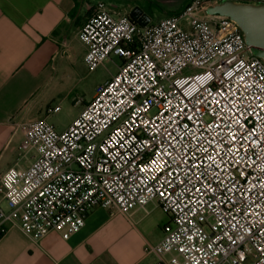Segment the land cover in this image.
Masks as SVG:
<instances>
[{
    "label": "built area",
    "instance_id": "2783aa9c",
    "mask_svg": "<svg viewBox=\"0 0 264 264\" xmlns=\"http://www.w3.org/2000/svg\"><path fill=\"white\" fill-rule=\"evenodd\" d=\"M212 2L143 27L95 4L83 63L115 56L117 71L65 130L22 127L27 165L0 175L1 235L68 239L94 208L128 217L155 203L168 221L144 246L152 264H264V60L236 22L206 13Z\"/></svg>",
    "mask_w": 264,
    "mask_h": 264
},
{
    "label": "crops",
    "instance_id": "0c3cea01",
    "mask_svg": "<svg viewBox=\"0 0 264 264\" xmlns=\"http://www.w3.org/2000/svg\"><path fill=\"white\" fill-rule=\"evenodd\" d=\"M95 4L0 0V175L27 165L21 164L17 151L22 127L39 119L48 121L45 111L58 106L61 85L85 84L86 47L78 33ZM133 8L127 4L121 9L129 13ZM152 23L150 19L148 24ZM0 207L6 209L1 193ZM167 221L157 205L149 203L128 217L94 208L68 239L50 232L34 242L10 226L0 237V264H152L155 256L146 254L144 246L161 240Z\"/></svg>",
    "mask_w": 264,
    "mask_h": 264
},
{
    "label": "rangeland",
    "instance_id": "374dc122",
    "mask_svg": "<svg viewBox=\"0 0 264 264\" xmlns=\"http://www.w3.org/2000/svg\"><path fill=\"white\" fill-rule=\"evenodd\" d=\"M92 3L102 2L108 6L121 9L123 6L130 4L138 8L143 14L147 15L152 22L158 19L170 16L181 11L189 0H90ZM220 0H213L212 5ZM251 3L263 2L264 0H244ZM120 60L111 56L106 59L93 71L89 72L84 85H61L62 98L56 102L60 110L51 114L48 123H50L56 131H60L67 127L68 123L76 117L84 107L86 102L91 100L97 84L103 83L108 77L114 75ZM78 100V103L75 101ZM31 155V154H30ZM28 155V157L30 156ZM21 164L25 163V159H20Z\"/></svg>",
    "mask_w": 264,
    "mask_h": 264
},
{
    "label": "water",
    "instance_id": "95a60500",
    "mask_svg": "<svg viewBox=\"0 0 264 264\" xmlns=\"http://www.w3.org/2000/svg\"><path fill=\"white\" fill-rule=\"evenodd\" d=\"M206 13L225 16L236 22L251 54L264 60V1L220 0L207 8ZM129 16L142 27L150 21L136 7L129 12Z\"/></svg>",
    "mask_w": 264,
    "mask_h": 264
},
{
    "label": "trees",
    "instance_id": "16d2710c",
    "mask_svg": "<svg viewBox=\"0 0 264 264\" xmlns=\"http://www.w3.org/2000/svg\"><path fill=\"white\" fill-rule=\"evenodd\" d=\"M132 19V18H131ZM134 22H136L134 19H132ZM0 237H1V234H0Z\"/></svg>",
    "mask_w": 264,
    "mask_h": 264
}]
</instances>
